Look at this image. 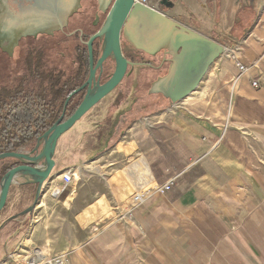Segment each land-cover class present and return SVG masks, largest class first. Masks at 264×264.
Instances as JSON below:
<instances>
[{
    "label": "crops",
    "instance_id": "0c3cea01",
    "mask_svg": "<svg viewBox=\"0 0 264 264\" xmlns=\"http://www.w3.org/2000/svg\"><path fill=\"white\" fill-rule=\"evenodd\" d=\"M157 1L146 0L145 5L236 49L235 54L245 65L258 61V69L241 73L231 59L221 55L188 96L133 119L126 132L136 151L128 156L125 167L136 190L138 185L161 183L176 175L174 186L163 194L152 193L129 215L126 205L132 193L122 197L112 181L110 188L117 197L111 220L76 246L53 253L67 252L70 264H264V85L254 87L250 83L264 71V0H172L171 8L158 6ZM51 2L40 0V5L49 6ZM90 4L102 14L99 27L109 0H60L59 8L66 15L74 9L73 15L79 10L88 15L95 11ZM34 16L37 33L40 27L56 23L41 11ZM90 31L86 28L85 35ZM121 42L125 53L145 54L153 62L161 57L165 60L163 72L167 73L171 57L167 50L151 53L158 41H150L146 49L133 46L124 36ZM145 73L154 75L149 69ZM100 102L58 139L54 177L78 165L82 169L80 185L88 175L83 162L112 145L116 149L119 141L115 144L111 140L118 129L110 121L119 106L109 119H103L108 107L103 110L105 105ZM30 148V144L22 147L23 151ZM144 162L146 173L138 169ZM23 181L15 178L4 207L14 210L11 215L17 223H28L22 235L17 230L14 237L0 243L4 247L15 242L9 253L16 248L28 249L40 230L38 208L45 203L44 198L26 217L23 209L32 203L36 185ZM56 187L54 182L47 187L50 196ZM73 188H63L53 199L70 208L79 193L75 192L67 205L63 200ZM102 197L108 204L104 193Z\"/></svg>",
    "mask_w": 264,
    "mask_h": 264
},
{
    "label": "water",
    "instance_id": "95a60500",
    "mask_svg": "<svg viewBox=\"0 0 264 264\" xmlns=\"http://www.w3.org/2000/svg\"><path fill=\"white\" fill-rule=\"evenodd\" d=\"M35 1L37 4L34 15L41 11L51 21L54 22L56 19V23L52 26L49 27L50 22L48 26L40 27L38 33L62 31L75 13V9L67 15L62 12L59 8L60 0H53L49 6L45 3L44 7L40 5V0ZM157 5L171 8L173 1L158 0ZM34 15L32 23L35 25ZM8 23L12 28L17 25L11 16ZM34 31L37 33L36 30ZM123 36L133 46L142 49H146V44L150 41H158V45L151 51L153 55L161 48L167 50L171 56L168 60V71L152 83L150 91L161 93L174 103L183 99L197 87L210 65L224 51L222 44L173 21L144 3L135 0H109V8L104 21L94 33L83 40L87 46L89 57V75L86 81L67 97L63 111L55 123L34 142L29 143L31 147L29 151H23L21 147L15 151L0 154V161L12 159V165L0 178V212L7 204L10 186L17 176L24 179L23 184L36 185L32 206L34 207L42 186L51 178L55 166L53 156L58 139L92 107L110 94L122 80L127 65L134 64L123 54L121 42ZM82 37L83 34L80 31L81 40ZM95 40L99 41L100 55L94 64L93 43ZM108 59L115 62V67L110 77L100 83L99 79H96L95 72L97 68H102L103 62ZM84 87H86V91L82 100L74 112L64 118L70 96ZM30 209L31 207L28 208V211Z\"/></svg>",
    "mask_w": 264,
    "mask_h": 264
},
{
    "label": "rangeland",
    "instance_id": "374dc122",
    "mask_svg": "<svg viewBox=\"0 0 264 264\" xmlns=\"http://www.w3.org/2000/svg\"><path fill=\"white\" fill-rule=\"evenodd\" d=\"M91 15L92 12L88 13V15H85L84 10H79L75 15H72V17L68 21L69 26H65L62 31H53L55 33L51 36H37L33 43H35V45H37L38 47L43 48V69L49 70L51 68H64L65 62H67V59H65L64 56L65 54H68L69 51H72V46L75 44L76 40H74V38H68L64 40L65 35L63 32L66 31V27L68 29H72L79 23H82L84 25L89 24ZM1 18L4 20L5 16H0V19ZM27 42L28 40L24 39L22 45L25 46ZM20 46L21 44L19 43V45L17 46L10 47L8 48L9 51L7 52L0 48V82H14L25 72V67L22 63L23 57H25V47L22 49ZM150 77L151 75H137L134 82L131 80V77H129V80H127L126 77L124 80V84L118 87L120 91H123L122 89H125L123 96H121V94H117L118 92H112L100 102L99 105H105L103 106V110H105V107H108V115L104 112L102 115L103 119L105 117L109 119V116L117 106H119L118 113H121L120 118H129V121L126 125H122L119 121L117 125H113L114 120L110 121V124L113 126V128L115 129L116 127L118 129V132L115 136H113V139L111 140L114 141V143L119 141L117 144L115 143L116 149L118 151L115 149V145H112L101 155H98L97 152L94 156L88 158L87 161L83 162L84 169L85 171H87L88 175H86L87 177L85 176L82 183L79 186L75 187L76 189L73 188L69 196L65 200H63V203L67 205L72 201L73 197L75 196V192H77V194L79 193L78 198H75L74 203L68 209H65L61 202H57V200L53 199V197L49 195V192H47V188L44 189L46 190L45 197L43 196L44 191L40 196V193L43 190L45 184L42 186V189L38 194V199L39 196L40 199L39 201L37 200L38 203H40L41 199L44 198L42 201L45 202L38 208V212L41 209V212L38 215V217H40V220L37 223V228L39 227L40 230H38L36 234V239L31 242L30 247L25 251L29 253H41L44 256L50 255L51 253L57 251H65L67 248L76 246L87 237L93 235V233L96 232V229L101 225H104L106 222L111 220V216L114 214V209H112V206L115 203V199L117 197L115 191H111V188L113 189L111 183L114 182L116 188L119 191V194L122 197H125L126 194H128L130 191L131 194L138 190H136L137 185H134L130 180V176L126 172L127 167H125V165L128 164L130 160L128 156L134 155L136 151L135 144L133 142L130 143V134L126 132L127 126L131 124L133 120L131 119V110L129 108L131 107V104L136 99H138L140 106L145 109H142L141 113H139L140 115H137L138 117H134L135 119L142 117L141 114H143L144 116L150 110H154L158 107L160 108L161 106L164 107V105L168 104V102L170 101L160 93L147 94V82ZM130 84L132 85V87H129ZM126 87L128 88V90H126ZM126 91L127 93H125ZM117 99H123L120 105L114 104ZM216 113L219 112L216 111ZM117 115L118 114H116V116ZM93 137L94 136H90L89 139ZM140 167L138 169H141ZM86 180L87 183L84 184ZM139 187H142V185H139ZM101 193H104L106 195V199L110 207L103 197L99 198ZM76 199H79V201L77 202ZM32 206L33 201L23 209L26 217H30L32 215L31 213L34 210L35 205L34 207ZM29 207H31L30 211H28ZM13 211L14 210L6 211L3 208V210L0 212V243H2L7 237H14L17 230H19V235H22L26 227L28 226L26 220H24L22 223H17L14 220L16 217L11 215ZM14 243H12V245L0 247V260L3 259L6 254L12 250Z\"/></svg>",
    "mask_w": 264,
    "mask_h": 264
},
{
    "label": "trees",
    "instance_id": "16d2710c",
    "mask_svg": "<svg viewBox=\"0 0 264 264\" xmlns=\"http://www.w3.org/2000/svg\"><path fill=\"white\" fill-rule=\"evenodd\" d=\"M42 54L43 48L39 47L35 55H27L25 72L14 82H0V154L15 151L41 136L59 118L67 97L87 76L75 75L68 80L63 69L45 70ZM79 56L87 66L86 48ZM78 104L74 95L64 118ZM11 165L1 162L0 178Z\"/></svg>",
    "mask_w": 264,
    "mask_h": 264
},
{
    "label": "flooded vegetation",
    "instance_id": "af4514ba",
    "mask_svg": "<svg viewBox=\"0 0 264 264\" xmlns=\"http://www.w3.org/2000/svg\"><path fill=\"white\" fill-rule=\"evenodd\" d=\"M36 4L37 3L35 0H0V16H5L4 20L2 18L0 19L1 20L0 22V48L4 50L5 52H7L9 51L8 48L17 46L20 43L21 44L20 47L22 49L25 47V50H24L25 57H23V60H22L24 67H25L26 56L35 55L37 53V50L39 47L35 45V43H33V41H35L37 36L38 35H50L51 36V35H54L55 33V32L53 33L51 32L34 33L35 31H34V24L32 23V16L35 13L34 9L36 8ZM90 7L94 8L95 11L92 12L89 24L84 25L82 23H79L74 28L68 29L67 28L69 26V23H68L66 25L67 26L66 31L63 32L65 35L64 40L68 38H74V40H76L75 44L72 46V51H69L68 54L63 53L65 54V56L64 55L63 56L65 57V59H67V62H65V66L63 68L64 75H68V80H70V78L75 75H87L84 81H82L78 85V87H80L86 81L89 75L88 50H87V46L83 43V40H86L89 35H91L98 29V25H99L101 15H102L100 12H98L99 10L96 5L94 6L90 4ZM10 16L13 17L14 21L17 24L14 26V28L9 26L8 21H9ZM88 27L91 28V31L90 33L85 35L84 30ZM80 31H82V34H83L82 40L80 38ZM24 39L28 40L25 46L22 45V42ZM85 48L87 50V59H88L87 66L85 65V61H82L83 59L79 56L81 51H83V49ZM127 49H129V47H127ZM132 53H134V51H129V53H125L123 50L124 56L134 64L127 65V69H126V72L122 80L119 82L117 87L112 92H118L117 94H121V96H123L125 89H122L123 91H120L118 87L124 84L125 78L127 77V80H129V77H131V80L134 82L135 77L137 75H147V73L145 72H147L149 69L153 71L154 73V76H151L147 82V94H151L152 92L150 90H151L152 83L159 77L164 76L165 74V72H163L165 70L163 69L165 66L164 64L165 60H163L160 57L158 58L157 62H153L145 54L134 55ZM99 55H100V44L98 40H95L93 43L94 64L97 58L99 57ZM114 67H115V62L113 60L108 59L104 61L102 68H97L95 72L96 79H99V82L103 83L105 80H107L110 77V75L112 74L114 70ZM129 87H132V85L130 84ZM126 90H128L127 87H126ZM85 91H86V87L82 88L80 91L76 92L75 94H72L69 100L74 95H76V98L78 99V102L80 103ZM125 93H127V91ZM122 101L123 99L122 100L117 99V101H115L114 104L120 105ZM144 108H147V107H144ZM129 109L131 110L130 112V116H132L131 119H134V117H136L137 115H140L139 113H141L143 107L140 106L139 100L136 99L131 104V107ZM117 114L118 115L113 118L114 120L113 125L115 124L117 125L118 121L122 125H126L127 122L129 121V118L127 117L120 118L121 113H117Z\"/></svg>",
    "mask_w": 264,
    "mask_h": 264
},
{
    "label": "built area",
    "instance_id": "2783aa9c",
    "mask_svg": "<svg viewBox=\"0 0 264 264\" xmlns=\"http://www.w3.org/2000/svg\"><path fill=\"white\" fill-rule=\"evenodd\" d=\"M135 1H139L144 4L146 3V0ZM236 51L237 50L234 48L224 46L222 56L231 59L241 73H245L251 68L258 69V61L253 62L251 65H245L241 63L238 56L235 54ZM237 78H239V76L236 77L234 81H236ZM250 83L254 87L264 85V71L258 72V76L251 78ZM140 168L144 170L145 173L148 170L145 162L143 163V165L141 164ZM81 172L82 169L78 165L68 167L57 177H54L53 174H51V178L45 183V185L54 182L57 186L55 198H58L63 188H72L79 185V183L81 182ZM176 177V175H172L161 183H154L152 185L147 184L142 188L138 185L139 189L131 194V197L127 202L126 212L130 215L133 208L152 193L163 194L170 190L175 184ZM0 264H70V260L67 252L52 253L50 255L43 256L41 253H27L26 251H16L15 249L11 253L7 254L3 259H1Z\"/></svg>",
    "mask_w": 264,
    "mask_h": 264
},
{
    "label": "bare ground",
    "instance_id": "6f19581e",
    "mask_svg": "<svg viewBox=\"0 0 264 264\" xmlns=\"http://www.w3.org/2000/svg\"><path fill=\"white\" fill-rule=\"evenodd\" d=\"M213 64V63H212ZM211 64V65H212ZM210 65V66H211ZM209 69V68H208ZM208 71V70H207ZM207 73V72H206ZM186 96H188V95H186ZM185 96V97H186ZM190 96V95H189ZM48 186H50V183H48V184H46L45 185V187L43 188V190L41 191V193H40V196H41V194H42V192L44 191V193H43V195L44 194H46V190H44V189H46ZM48 189V188H47ZM48 191V190H47ZM56 191H57V187L56 188H54L53 190H52V192H51V196L53 197V198H55L56 197ZM40 196H39V199H40ZM39 199H38V201H39ZM38 201L36 202V204L38 203ZM35 204V205H36ZM28 236V235H27ZM16 251H24V249H22V248H16Z\"/></svg>",
    "mask_w": 264,
    "mask_h": 264
}]
</instances>
